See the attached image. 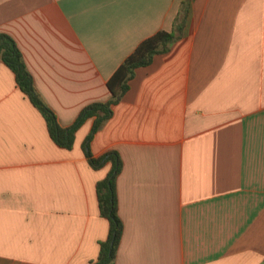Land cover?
I'll return each instance as SVG.
<instances>
[{"label":"crops","instance_id":"obj_1","mask_svg":"<svg viewBox=\"0 0 264 264\" xmlns=\"http://www.w3.org/2000/svg\"><path fill=\"white\" fill-rule=\"evenodd\" d=\"M0 0V34L19 48L62 128L94 102L138 44L169 51L135 69L89 143L118 154L122 235L112 264H264V0ZM49 137L0 62V264H88L107 240L83 143Z\"/></svg>","mask_w":264,"mask_h":264},{"label":"trees","instance_id":"obj_2","mask_svg":"<svg viewBox=\"0 0 264 264\" xmlns=\"http://www.w3.org/2000/svg\"><path fill=\"white\" fill-rule=\"evenodd\" d=\"M192 1L184 0L181 3V10H183L185 16L188 14L189 5ZM175 39L176 36L173 32L161 30L141 41L108 80L107 87L111 93V99L107 102L89 104L79 113L71 126L62 128L58 124L55 113L36 92L32 76L15 41L7 34H0V62L14 74L19 90L42 115L51 140L58 147L70 150L77 129L85 120L94 118L90 134L83 143L85 156L94 169L102 167L107 162L112 164V170L108 176L96 185L100 214L110 222L109 236L106 241L99 244L97 259L88 264H112L115 260L117 246L123 230L122 223L117 215L115 196V178L121 169V160L114 151L107 152L100 158H93L89 152V143L102 124L110 118L112 107L121 100L128 90V83L133 78L135 69L146 67L151 64L154 56L167 53Z\"/></svg>","mask_w":264,"mask_h":264}]
</instances>
